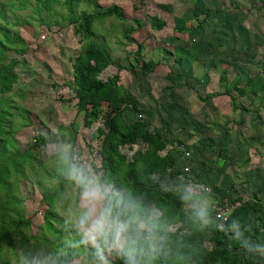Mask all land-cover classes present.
Returning <instances> with one entry per match:
<instances>
[{"label":"rangeland","instance_id":"rangeland-1","mask_svg":"<svg viewBox=\"0 0 264 264\" xmlns=\"http://www.w3.org/2000/svg\"><path fill=\"white\" fill-rule=\"evenodd\" d=\"M74 7L71 19L64 0H0V49L6 62L17 63L16 82L1 107L0 164L6 172L0 183V264H21L29 250L71 252V264H89L91 249L80 243L72 227L80 189L65 178L51 152L58 143L70 145L102 180L131 196L138 194L131 181L136 177L174 190L180 202L185 187L192 188L208 203V214L225 199L237 198L242 204H259L264 212V188L253 183L260 167L251 163V156L264 148V4L75 0ZM114 8L122 18L104 15ZM154 16L166 23L163 29L152 28ZM86 45L108 57L96 79L118 77L115 89L122 106H128L122 112L124 124L146 122V131L161 146L158 158L171 161L162 174H149L137 158L147 150L141 138L126 145L118 137L111 141L107 165L102 142L108 134L105 118L113 114L111 103L105 98L84 118L74 91L75 64ZM149 61L154 68L150 73L141 68ZM249 80L256 83L255 92L240 95ZM226 88L247 112L232 108ZM207 95L213 96L211 101L202 102ZM143 206L161 215L156 204ZM180 207L182 221L167 227L173 242L191 233L186 226L190 221L206 232L193 254L220 249L236 254L237 260L247 254L231 247L228 224L209 214L204 226L190 202ZM240 225L257 229L264 239L258 211H250ZM182 260L198 264L193 255L184 254ZM122 261L113 257V264Z\"/></svg>","mask_w":264,"mask_h":264},{"label":"trees","instance_id":"trees-1","mask_svg":"<svg viewBox=\"0 0 264 264\" xmlns=\"http://www.w3.org/2000/svg\"><path fill=\"white\" fill-rule=\"evenodd\" d=\"M75 0H64V4L67 8L69 14L72 15L71 19H75L73 13L75 11L74 7ZM262 4H264V0H258ZM207 15H210L209 11ZM106 16H116L118 18H122L123 15L118 12L117 9L106 10L104 12ZM101 17V16H100ZM166 23L156 16L152 18L151 26L154 30H161L165 27ZM83 34V38H84ZM5 38L9 41L8 36ZM13 43V42H10ZM4 56V52L0 49V135L3 136V132L1 129V114L4 112L1 110V107L5 105L7 98L5 95L10 93L13 89V84L16 82V75L13 72L14 67L16 66L15 60H9L6 62ZM108 59L107 55L102 52L97 47H93L91 45H86L84 47L83 53L81 57L78 58V62L75 64L74 74H73V84L75 85V96L77 98V106L80 110L84 111V118L88 115L95 113L97 106L106 99H109L111 103L110 113L113 112L112 115H108L105 118L104 123L106 124L108 134L105 135V138L102 142L103 145V153L106 160L107 165L111 164V157L108 153L111 148L110 142L118 137L122 145H126L128 143H134L137 138H141L145 141L147 145V150L145 153L140 156V153H137L139 159H141V163L144 166V169L147 170L149 174L151 173H163L165 167H169L171 165V161L163 158L159 159L156 153L161 146L156 141V138L152 137L149 132L146 131V122L136 121L130 125H125L122 120V112L125 111L128 106H122V102H120V91L116 88V83L118 80L117 76H112L106 81H100L96 79V75L100 72V64ZM152 62L144 63L141 68L145 72H152L153 65ZM256 84V83H255ZM254 80H249L246 82L243 89L240 90V95L253 94L254 90ZM258 86V84H257ZM226 95H228L232 100V108L239 109L247 112L246 108L243 106H237L234 103L235 95L231 93L229 88L225 89ZM106 98V99H105ZM213 98L212 95H207L202 99V102H209ZM88 108L91 109V112H88ZM139 114L148 115L147 111H139ZM124 128V129H121ZM0 159H2V155H0ZM6 172V169L0 164V183H3L4 177L3 173ZM132 187L138 191V194L135 198L145 206H150V204H156V207L160 210L161 215L158 217L156 221L158 228V235L161 236L163 250L161 254L156 258L154 264H184L182 260V255L188 254L193 255L195 261L198 264H207L209 262H213L214 264H264V259L251 256L249 254H242L241 258L237 260L236 254H231L226 250H214L209 254H193V250L196 247H199L203 243V239L205 236V230L199 229L197 225L191 223L190 221L186 222V226L191 229V233L182 238L179 241H172L168 238V229L167 227L173 226L183 219V212L181 211V207L184 203H188L186 201H179L178 195L173 194L174 190L171 189V193L169 191H165L159 187V185L155 182H151L150 180H146L145 182H140L138 178L131 177ZM134 197V196H133ZM258 211V217L261 222L264 223V212L261 210V206L259 204H248L243 203L239 208L233 211L231 214L227 224H232L233 220H238L240 223L244 222L248 218V213L250 211ZM214 217V211L209 213ZM208 214V215H209ZM226 224V226H228ZM246 235L252 239H255L258 242H262L264 239L259 234L258 230L255 228H251L250 230H246ZM230 245L233 249H242L239 247L238 243L233 239L230 242ZM66 258L72 261L74 259V254L71 252H67ZM220 261V262H219ZM117 264H123L119 262Z\"/></svg>","mask_w":264,"mask_h":264},{"label":"clouds","instance_id":"clouds-1","mask_svg":"<svg viewBox=\"0 0 264 264\" xmlns=\"http://www.w3.org/2000/svg\"><path fill=\"white\" fill-rule=\"evenodd\" d=\"M51 152L56 155L65 178L80 189V210L72 227L80 234V243L91 249L89 264H113V257L121 258L123 264H154L163 250L157 214L102 180L89 164L80 161L70 145L54 144ZM181 199L190 202L194 217L202 225L209 224L208 203L198 198L192 188L185 187ZM228 227L239 247L264 259V243H254L238 220L234 219ZM21 264H71V261L64 253L29 250L23 254Z\"/></svg>","mask_w":264,"mask_h":264},{"label":"built area","instance_id":"built-area-1","mask_svg":"<svg viewBox=\"0 0 264 264\" xmlns=\"http://www.w3.org/2000/svg\"><path fill=\"white\" fill-rule=\"evenodd\" d=\"M241 205L242 202H240L238 199H225L213 207L214 220L223 226L226 225L233 211L239 208Z\"/></svg>","mask_w":264,"mask_h":264},{"label":"crops","instance_id":"crops-1","mask_svg":"<svg viewBox=\"0 0 264 264\" xmlns=\"http://www.w3.org/2000/svg\"><path fill=\"white\" fill-rule=\"evenodd\" d=\"M235 111H239V109H235ZM251 159H252L251 163H254L256 165L258 164L257 169L260 167V169L257 170L259 174L255 178L256 180L253 179L254 186L258 189L264 188V177H263L264 176V148L262 151H257L255 154H253L251 156ZM261 169L263 170V172L260 171Z\"/></svg>","mask_w":264,"mask_h":264}]
</instances>
